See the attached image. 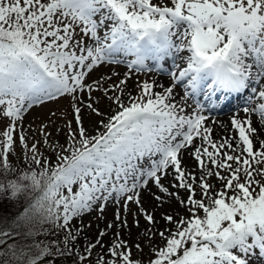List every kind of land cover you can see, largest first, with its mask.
<instances>
[{"label": "snow or ice", "instance_id": "6c2138e0", "mask_svg": "<svg viewBox=\"0 0 264 264\" xmlns=\"http://www.w3.org/2000/svg\"><path fill=\"white\" fill-rule=\"evenodd\" d=\"M169 58V86L145 80L135 95L128 90L132 70L151 71L149 61L159 70ZM126 62L122 76L112 71L89 82L99 67ZM198 95L203 102L187 111ZM62 97L71 98L75 124L65 126L66 143L53 141L44 124L43 141L29 143L24 114ZM233 97H246L244 118L230 120L237 135L213 140L204 107ZM85 108L99 118L91 133ZM0 120L8 121L0 129V211H8L2 201L23 198L22 211L0 215V264H144L123 239L141 218L147 264L264 257V0H0ZM17 144L22 166L12 160ZM185 152L199 175L183 166ZM145 191L156 201L151 211ZM172 200L187 214L160 212L161 229L157 209ZM108 202L118 205L106 225L117 229L112 242L103 243L101 229L81 247L84 225L75 221L94 207L103 213ZM42 234L63 239L43 243ZM157 235L161 246L152 243Z\"/></svg>", "mask_w": 264, "mask_h": 264}, {"label": "rangeland", "instance_id": "374dc122", "mask_svg": "<svg viewBox=\"0 0 264 264\" xmlns=\"http://www.w3.org/2000/svg\"><path fill=\"white\" fill-rule=\"evenodd\" d=\"M149 66L151 68V71L143 70L140 72H136L135 70H132V78L128 81L127 88L130 92H132L134 95L137 93L138 89L136 87L138 82H143L145 80L152 81L153 76H165V73L163 71L169 66V62L166 64V68L162 69H156L155 63L149 61ZM122 68V69H121ZM112 71L119 72L121 76L125 71H129L127 68V62L125 64H121L118 66H109L105 65L102 67H99L89 77V82L91 80L97 79L101 75H109ZM118 79V78H114ZM180 94L183 95V92L180 90ZM94 95H100V93H94ZM87 93L84 95V99L87 100ZM179 99V97L177 98ZM204 97L203 95H198L195 98H189L187 103L190 106L187 111H192L195 108V102L201 101L203 102ZM71 98L70 97H62L57 98L53 101H44L42 104H35L30 110H28L24 116H23V128L25 130V134L28 137L29 143L35 142V141H43V137L40 135V127L42 124L48 125L47 131L52 134L51 139L53 141H58L60 144L66 143V137H67V128L65 127L68 123V121L73 120V127H75L74 124V118L72 114V108H71ZM108 102L106 100H102L99 107L103 111L108 110ZM244 106V105H243ZM208 110L210 116H213L212 114L216 111H211L207 106L204 107V110ZM52 113H55L53 116ZM98 117H96L94 114H92L87 108L83 109V121L84 126L89 129L90 133L92 131L93 125L97 124ZM8 123L7 120H0V129L4 127ZM60 128L61 131L57 132L56 129ZM41 151L45 153V155L55 158V153H53L50 150H46L45 147L41 148ZM23 159V150L22 146L19 144L16 145L15 148V155L12 157L13 163H19ZM213 183H216L217 186H219L218 182L215 181L214 178H212ZM199 198V197H197ZM118 205L114 202H108L105 210L103 213L99 211L98 207H94L93 210L89 213L84 214L81 218L77 219L75 221V224L77 226H80L81 223L84 225V234L80 237L79 244L80 246H84L87 242V240H93L95 237L99 236V232L101 229H106V225L108 222H114L115 221V212ZM132 211H136V205H131ZM148 210L151 211L152 207L148 205ZM185 210V209H184ZM186 210L185 214L186 215ZM101 217H103L101 219ZM129 222H132L131 215L128 216ZM90 225V227H88ZM147 227L146 222L141 218V223L139 228L133 227L131 229V234L129 233L123 237V239L127 240L129 244L133 245L132 248V255L135 259L142 260L144 264H147L150 256H151V250L148 247V241L145 239L144 236V229ZM162 229L161 226L158 225ZM107 235L102 238L103 243L108 238H111L113 240L115 229H106ZM88 234V238L86 239L85 236ZM61 240L63 239V236L61 234ZM111 243L110 241H108ZM108 243V244H109ZM136 243H139L141 247L143 248V252H137L134 245ZM152 243L154 246H161L162 241L160 240L159 236H155L152 239ZM96 253L101 252V249L99 247L95 250ZM95 258V254L93 256ZM250 264H264V257L259 256L258 252L250 257Z\"/></svg>", "mask_w": 264, "mask_h": 264}, {"label": "bare ground", "instance_id": "6f19581e", "mask_svg": "<svg viewBox=\"0 0 264 264\" xmlns=\"http://www.w3.org/2000/svg\"><path fill=\"white\" fill-rule=\"evenodd\" d=\"M167 62H169V66L167 68L165 67L166 68L165 70H167V71H163V73H165V76H153V77H151L152 81H155V83L158 86L163 85V86L167 87L172 83L171 76H170V69L173 67V62L170 58L167 60ZM156 90L160 91L161 89L159 87H157ZM180 90L182 91V87H177L175 89V92L178 93L179 95H181ZM107 111H105V112H107ZM202 114L209 118V125L213 129L212 139L216 140V141H220L224 137L231 138L232 136L237 135L235 130H233L231 127L230 120L234 115H236L240 119H243L244 115H245L243 113V106L237 107V108H225L222 110H217L216 112H214L212 114L213 116L208 115L209 111L206 109V110H203ZM253 120H254V126L259 127V123H258L257 118L253 117ZM260 138L264 139V135H262ZM197 143H199V141H197ZM183 166L190 171H195L197 173V175H199V169L196 167V161L189 155L188 152L184 153ZM171 180H172V178H171V176H169L168 179L164 180V184L166 186L169 185L171 183ZM151 192L159 194L158 189L154 185L151 186ZM179 195L182 198H186V196H187V194L183 190H179ZM142 198L144 200L146 207H148V205H150L152 208H154L156 206V201H154L151 198V195L148 191H145L143 193ZM162 211H168L169 213L179 214V215L185 214L184 208L176 200H172L169 204H166L163 209H157V220L159 221L158 225L161 226L162 228L164 227V222L162 220H160V212H162ZM116 231H117V229H115V232ZM127 234H128V231L124 230L123 231V237H125V235H127ZM88 237H89L88 234H86L85 238L87 239ZM108 241L111 242L112 239L108 238L105 241V244H108L109 243Z\"/></svg>", "mask_w": 264, "mask_h": 264}, {"label": "trees", "instance_id": "16d2710c", "mask_svg": "<svg viewBox=\"0 0 264 264\" xmlns=\"http://www.w3.org/2000/svg\"><path fill=\"white\" fill-rule=\"evenodd\" d=\"M50 159L52 160L53 163H55V158L53 159L52 157H50ZM22 164H23V159L19 163H16L14 165L22 166ZM2 203L8 209L7 212L0 211V215H3V216H7L10 213L22 211L23 209V198H21L19 203H15V204L7 200L2 201ZM60 237H61V234H58V235L42 234L38 237V239L42 241L43 243H51L54 240H61ZM56 264H72V261L71 260H67V261L57 260Z\"/></svg>", "mask_w": 264, "mask_h": 264}]
</instances>
